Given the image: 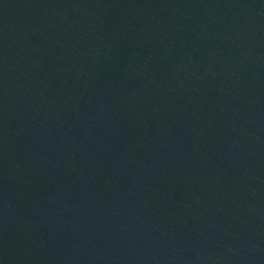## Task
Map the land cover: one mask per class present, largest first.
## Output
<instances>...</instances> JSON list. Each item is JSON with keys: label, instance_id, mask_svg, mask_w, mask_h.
Here are the masks:
<instances>
[{"label": "water", "instance_id": "95a60500", "mask_svg": "<svg viewBox=\"0 0 264 264\" xmlns=\"http://www.w3.org/2000/svg\"><path fill=\"white\" fill-rule=\"evenodd\" d=\"M0 264H264V0H0Z\"/></svg>", "mask_w": 264, "mask_h": 264}]
</instances>
